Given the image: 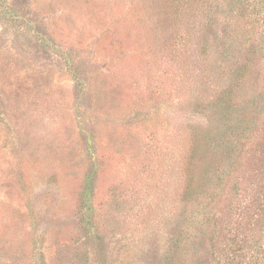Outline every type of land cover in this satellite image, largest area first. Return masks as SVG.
<instances>
[{
    "label": "rangeland",
    "instance_id": "rangeland-1",
    "mask_svg": "<svg viewBox=\"0 0 264 264\" xmlns=\"http://www.w3.org/2000/svg\"><path fill=\"white\" fill-rule=\"evenodd\" d=\"M235 16L227 0H0V264H264L261 54L241 89L253 131L223 132Z\"/></svg>",
    "mask_w": 264,
    "mask_h": 264
},
{
    "label": "trees",
    "instance_id": "trees-1",
    "mask_svg": "<svg viewBox=\"0 0 264 264\" xmlns=\"http://www.w3.org/2000/svg\"><path fill=\"white\" fill-rule=\"evenodd\" d=\"M201 1H203V5L208 4L210 8L217 2V0ZM227 9L229 14H236V20L229 21L227 26V71L232 64H234V67L229 73L227 72V84L222 87L226 95L224 103L228 111L227 124L223 128V132L227 133L226 137L229 140L232 138L234 141L238 138L248 140L249 132L253 131V117L256 114L259 103L256 96L241 92V89L249 84L251 79L249 72L254 60L260 54L261 57L264 56V17H260L261 14H264V0H227ZM208 12H211V10L209 9ZM253 28H260V32L257 34L253 31ZM258 35L261 37L259 40L257 38ZM240 46L244 48L245 53L235 62L236 58L233 51H236ZM223 50L224 48L221 49V51ZM218 51H220V47ZM230 73L232 74L231 76ZM214 129L215 126L212 127L209 135V144L211 145L213 144V138L215 140L223 139V136L219 137L214 133ZM231 158L232 153H227V160ZM196 167L197 164L195 163ZM218 170L219 167L214 169L213 177L208 179V183L216 177L218 181L222 180V176L218 175L222 170L216 173ZM191 178L195 180L196 175L191 174ZM91 179L92 176H90L88 181L89 189ZM203 189L199 197H201L202 193L206 194L211 191L212 188L209 187L207 189V186H204Z\"/></svg>",
    "mask_w": 264,
    "mask_h": 264
}]
</instances>
